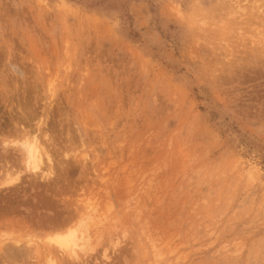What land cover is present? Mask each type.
<instances>
[{"label": "rangeland", "instance_id": "374dc122", "mask_svg": "<svg viewBox=\"0 0 264 264\" xmlns=\"http://www.w3.org/2000/svg\"><path fill=\"white\" fill-rule=\"evenodd\" d=\"M0 171L4 235L109 212L75 264H264V0H0Z\"/></svg>", "mask_w": 264, "mask_h": 264}, {"label": "bare ground", "instance_id": "6f19581e", "mask_svg": "<svg viewBox=\"0 0 264 264\" xmlns=\"http://www.w3.org/2000/svg\"><path fill=\"white\" fill-rule=\"evenodd\" d=\"M39 119H40V117H39ZM27 122H28V120L26 121V123ZM40 122H42V121H40ZM29 123L27 124V127L29 126ZM21 124H22V126L23 125L26 126L24 123H21ZM42 126L43 125H41V127ZM19 127H20V125H19ZM37 127H34L35 128V129L33 128L34 130L33 129L30 130L28 128H27L28 130H22V128H20L21 131H19L17 129V131L19 133V135H18L19 138L13 139L14 141L17 140L16 142H14L12 140H8L5 137L2 141L4 142V144H3L4 147L7 146L9 143L10 144L11 143L18 144L21 147V151H23V157H24L23 160H21V161H24V168L26 169V172H27V170H29L30 172L36 174L37 176L46 178V177H49L51 174H53L54 162H53L51 152L55 153V151L54 150L52 151V148L48 147L45 144L46 142L41 139V136H40L41 134L37 132L38 130L41 129V127H38V128ZM44 128L42 129V131L46 130ZM46 132H45V135H46ZM48 136H49V134H48ZM43 139H45V138H43ZM48 140L49 139H47V141ZM54 141H55V139H54ZM49 144H51V143H49ZM5 148H6V150L8 149L7 147H5ZM54 155H55V157L57 156L56 154H54ZM2 156H3V154H2ZM10 156H8V157H10ZM5 157L3 158V160H5ZM8 160L6 162H8ZM17 163H18V159H17ZM18 164H20V163H18ZM10 165H11L10 168H12V164H10ZM19 168L20 167H18V170H19ZM10 170H12V169H10ZM19 172H21V171L16 170V172H14V173L12 172V174H11L10 172L7 171V177H10V178L15 177L14 179H19L23 175V174H21V176H20ZM54 176H55V173L53 174V177H52L53 179H54ZM15 181L10 180V181L6 182L5 184H12ZM21 181H22V179H21ZM15 189H16V187H15ZM88 203H86L84 205V207L87 206ZM92 203L93 202L89 203L90 206ZM90 206L85 207L86 209H84V210L83 209L78 210L76 212V215H72L69 218H66V220L64 219L65 221L61 220V223L55 222V224H50V225H46L43 227H39L37 230L36 229H27L26 230V236L27 237H25V238L19 234L16 235L17 233L12 235V233H14V232L9 234L10 236H7V234L4 235V233H2V231H1L0 232V249L2 250L4 245H6V243H9L10 241L12 242V244L17 245L18 248H20L22 243L24 242V244H28V246L32 247V249L35 250V252H38L44 258L45 264H73L74 262L80 261L81 259H86V257H88L96 249V244H97L96 240H98L100 237L104 236V229L102 227L105 224V220L108 219L107 215L109 214V212L106 214L105 212L98 211L97 207H93V206L90 207ZM94 206H96V205H94ZM110 207H112V206H110ZM109 210H110V208L108 209V211ZM113 213H115V212H113ZM111 215H112V213H111ZM113 219H115V218H113ZM14 231H16V230H14ZM19 231H21V229H19ZM10 232L11 231H9V233ZM5 233H6V231H5ZM1 234H3V235H1ZM101 251H103V250H101Z\"/></svg>", "mask_w": 264, "mask_h": 264}]
</instances>
